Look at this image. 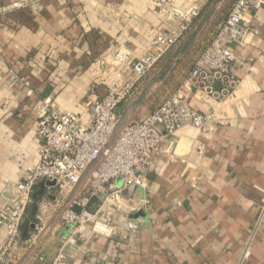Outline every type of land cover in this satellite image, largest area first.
Here are the masks:
<instances>
[{
	"label": "crops",
	"instance_id": "1",
	"mask_svg": "<svg viewBox=\"0 0 264 264\" xmlns=\"http://www.w3.org/2000/svg\"><path fill=\"white\" fill-rule=\"evenodd\" d=\"M17 1L0 0V210L39 159L36 130L46 100L86 119L88 103L106 92L98 84L115 80L109 54L116 45L127 43L141 58L160 30H180L170 11L195 7L200 14L185 37L209 17L202 29L213 40L226 0H24L27 6L13 9ZM246 19L251 34L234 47L233 96L222 104L190 99L210 118L208 131L185 127L168 138L144 187L116 212L112 236L89 229L65 245L61 214L41 221L33 203L15 248L7 249L0 231V264H264V8ZM87 193L84 181L64 205Z\"/></svg>",
	"mask_w": 264,
	"mask_h": 264
},
{
	"label": "built area",
	"instance_id": "2",
	"mask_svg": "<svg viewBox=\"0 0 264 264\" xmlns=\"http://www.w3.org/2000/svg\"><path fill=\"white\" fill-rule=\"evenodd\" d=\"M207 1L202 0V5ZM28 4L21 0L12 8ZM262 8L264 0H237L180 86L154 112L125 125L114 141L111 139L120 124L119 107L189 30L192 19L200 14L199 7L189 12L170 11L168 20L180 19V30H160L152 42L154 50L141 58L134 56L127 43L116 45L109 54L115 80L98 84L105 86L106 92L88 103L86 119L61 111L46 100L40 107L36 130L39 159L30 176L16 185L8 205L0 210V231L7 237V249L18 245L24 218L33 203L39 208L41 221L47 214H61L62 226L68 232L65 245L76 244L89 229L112 236L116 212L125 209L128 193L144 187L153 159L164 152L168 138L185 127L208 131L210 118L193 109L190 99L199 96L222 104L233 96L239 84L234 47L247 44L251 23L246 17L250 11ZM84 181L87 195L65 206L66 198L75 194ZM47 182H55V186L45 185L43 190L54 189V195L36 199L37 187ZM75 207L80 211L76 212ZM61 259L62 254L58 257Z\"/></svg>",
	"mask_w": 264,
	"mask_h": 264
},
{
	"label": "rangeland",
	"instance_id": "3",
	"mask_svg": "<svg viewBox=\"0 0 264 264\" xmlns=\"http://www.w3.org/2000/svg\"><path fill=\"white\" fill-rule=\"evenodd\" d=\"M231 0H226L218 7V23L225 19L229 12ZM224 18V19H223ZM223 19V20H221ZM209 17L197 23L193 32L171 48L156 66L139 82L132 97L119 109L120 124L112 141L127 123L145 117L152 108L162 103L187 77L204 49L211 44L207 27ZM214 22V21H213ZM210 40V42H208Z\"/></svg>",
	"mask_w": 264,
	"mask_h": 264
},
{
	"label": "water",
	"instance_id": "4",
	"mask_svg": "<svg viewBox=\"0 0 264 264\" xmlns=\"http://www.w3.org/2000/svg\"><path fill=\"white\" fill-rule=\"evenodd\" d=\"M45 185H47V186H51V187H54V186H55V182H47V183H45V184H41L40 187H41L42 190L39 192L38 195L41 196V194H42V192H43V189L45 188ZM117 185H118V186L121 185V180H120V179L117 181ZM74 210H75L76 212H79V211H80V208H79V207H75ZM139 215H140V216H143V213L141 212ZM67 233H68V232H67Z\"/></svg>",
	"mask_w": 264,
	"mask_h": 264
},
{
	"label": "trees",
	"instance_id": "5",
	"mask_svg": "<svg viewBox=\"0 0 264 264\" xmlns=\"http://www.w3.org/2000/svg\"><path fill=\"white\" fill-rule=\"evenodd\" d=\"M42 196H40V195H37V198L36 199H40Z\"/></svg>",
	"mask_w": 264,
	"mask_h": 264
}]
</instances>
